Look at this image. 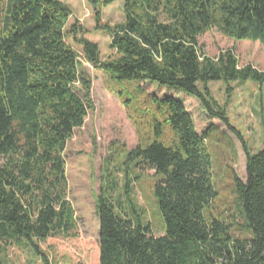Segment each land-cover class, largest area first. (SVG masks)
Instances as JSON below:
<instances>
[{"label": "trees", "instance_id": "1", "mask_svg": "<svg viewBox=\"0 0 264 264\" xmlns=\"http://www.w3.org/2000/svg\"><path fill=\"white\" fill-rule=\"evenodd\" d=\"M87 1L96 28L111 37L113 53L106 59L79 23L69 24L72 10L64 0H0V264H7V250L15 245L29 247L42 264H83L54 243L77 226L65 152L95 108L85 62L109 75L137 127L139 142L128 159L155 170L165 231L154 235L144 208L130 195V180L126 207L122 195L115 202L101 190L100 232L87 239L88 250L99 248L100 264H264V117L262 147L254 152L228 113L234 81L257 83L264 107V70L240 66L233 49L211 57L200 44L216 28L264 45V0H125V18L116 24L103 21L104 8L116 0ZM69 37L83 46L85 62ZM141 82L195 97L241 142L247 179L230 168L243 223L216 207L209 144H224L236 155L230 135L213 124L198 132L186 105L173 96L126 87ZM212 82L226 84L224 104L214 97Z\"/></svg>", "mask_w": 264, "mask_h": 264}, {"label": "rangeland", "instance_id": "2", "mask_svg": "<svg viewBox=\"0 0 264 264\" xmlns=\"http://www.w3.org/2000/svg\"><path fill=\"white\" fill-rule=\"evenodd\" d=\"M72 10L69 24L76 22L83 29L86 38L100 46L101 58L106 59L113 52L111 37L96 28L94 8L87 0H64ZM124 1L116 0L104 8L103 21L110 24L122 22L124 16ZM68 41L80 53L85 62L83 46L74 41ZM203 50L211 57H217L226 49H233L239 57L240 66L252 65L264 70V45L259 41H238L229 38L216 28L200 37ZM93 78L92 98L95 108L89 112L83 127L76 129L73 138L68 143L65 152L67 177L69 183V201L71 202L76 218V229L70 236L56 238L57 251L66 252L73 256H80L83 264H100L99 248L88 250L87 239L96 238L100 232L99 217L97 214V197L101 190L115 202L122 195V203L126 207L127 201L124 191L125 185L131 182L130 195L135 202L144 208V218L151 226L154 235L165 233L163 222L158 213V202L154 194L156 181L155 170H142L137 162L129 161V151L139 142L137 127L129 117L127 109L118 97L109 75L94 65L85 62ZM125 84H122V86ZM234 93L228 105L229 117L246 137L252 151L262 147L263 129L262 120L264 107L259 100V85L251 80L232 82ZM211 89L214 97L224 104L226 101V84L212 82ZM130 90L135 87L158 97L173 96L182 101L195 120L198 132L202 133L210 125L219 128L222 135L229 134L236 144L237 154L224 148V144H209L215 160V180L219 191L217 211L224 216H235V222L243 223L236 205L232 170L243 180L247 179V156L241 142L231 133L218 118L210 117L200 101L181 89L163 86L158 83L141 82L128 84ZM221 135V136H222ZM139 176V178H136ZM237 235L243 232L236 228ZM3 258V253H0ZM1 261V259H0ZM7 264H42L38 256L34 255L25 245L10 246L7 250Z\"/></svg>", "mask_w": 264, "mask_h": 264}]
</instances>
